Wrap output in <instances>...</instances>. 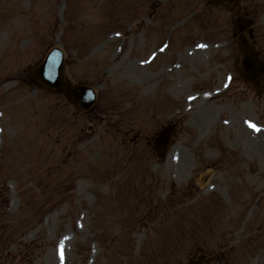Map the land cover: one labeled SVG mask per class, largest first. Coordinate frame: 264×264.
Listing matches in <instances>:
<instances>
[{
	"label": "rangeland",
	"instance_id": "1",
	"mask_svg": "<svg viewBox=\"0 0 264 264\" xmlns=\"http://www.w3.org/2000/svg\"><path fill=\"white\" fill-rule=\"evenodd\" d=\"M244 12L264 62V0H0V264H264V85L239 75ZM52 46L96 89L90 110L38 84Z\"/></svg>",
	"mask_w": 264,
	"mask_h": 264
},
{
	"label": "water",
	"instance_id": "2",
	"mask_svg": "<svg viewBox=\"0 0 264 264\" xmlns=\"http://www.w3.org/2000/svg\"><path fill=\"white\" fill-rule=\"evenodd\" d=\"M61 65L62 55L60 50H51L48 53L45 61L41 64L38 69L40 79L45 82V84L48 86H54L62 83ZM80 89L82 91H85L86 88L81 87ZM161 137L160 140L162 141L160 146L161 150L159 151L160 153H162V149H165L166 142H168V137L164 136V133H162Z\"/></svg>",
	"mask_w": 264,
	"mask_h": 264
},
{
	"label": "snow or ice",
	"instance_id": "3",
	"mask_svg": "<svg viewBox=\"0 0 264 264\" xmlns=\"http://www.w3.org/2000/svg\"><path fill=\"white\" fill-rule=\"evenodd\" d=\"M200 47H204V45H200ZM162 50H163V49H162ZM249 127L253 128V129L256 130V131H259V129L256 128V126L253 125V124H251V123H249Z\"/></svg>",
	"mask_w": 264,
	"mask_h": 264
}]
</instances>
